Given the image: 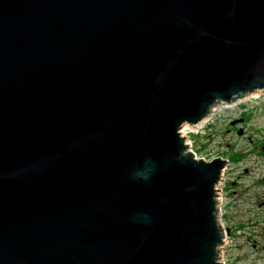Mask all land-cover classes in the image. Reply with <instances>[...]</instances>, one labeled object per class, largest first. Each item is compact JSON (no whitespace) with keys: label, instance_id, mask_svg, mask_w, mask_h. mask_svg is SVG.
Instances as JSON below:
<instances>
[{"label":"water","instance_id":"95a60500","mask_svg":"<svg viewBox=\"0 0 264 264\" xmlns=\"http://www.w3.org/2000/svg\"><path fill=\"white\" fill-rule=\"evenodd\" d=\"M264 88V0H0V264H223L182 128Z\"/></svg>","mask_w":264,"mask_h":264},{"label":"rangeland","instance_id":"374dc122","mask_svg":"<svg viewBox=\"0 0 264 264\" xmlns=\"http://www.w3.org/2000/svg\"><path fill=\"white\" fill-rule=\"evenodd\" d=\"M259 92L231 106H215L204 125L185 123L182 129L198 157L228 158L223 169L222 203L229 216L223 219L233 234L222 245L223 264H264V233L255 234L253 226L240 228L243 232L235 229L238 222L254 219L257 211L264 214V90ZM228 180L229 189L225 186ZM247 208L256 211L248 220ZM254 238L258 246L253 245Z\"/></svg>","mask_w":264,"mask_h":264},{"label":"flooded vegetation","instance_id":"af4514ba","mask_svg":"<svg viewBox=\"0 0 264 264\" xmlns=\"http://www.w3.org/2000/svg\"><path fill=\"white\" fill-rule=\"evenodd\" d=\"M225 174L226 173H224V171H223V174H222V179H221V181H220V183H219V199H220V206H221V212H222V214H221V221L223 222V226H224V228H225V237H224V243H223V246L225 245V243L228 241V237H229V235L230 234H233V232H232V228L230 227V226H227V224L225 223V221H224V219L225 218H228V216H229V213L227 212V210L226 211H224V209H223V203H222V201H223V198H222V190L224 189V187H223V185H222V183H223V180H224V178H225ZM230 182H231V180H228V181H226V183H225V186H227V189H229L230 188ZM221 185V186H220ZM246 211L249 213V215H248V217H247V220L249 219V218H251L255 213H256V211H251V209H249V208H247L246 209ZM252 213V214H251ZM224 218V219H223ZM262 222H264V214H261V216H260V211H257V214L256 215H254V219H250V220H248L247 221V223L246 222H238L237 224H236V226H235V229L237 228V229H240V228H242V227H248V226H253V228H251V229H253L254 230V232H255V234L256 233H258V231H260V233H264V225H260ZM260 226H259V225ZM248 228H250V227H248ZM241 230V232H243V229H240ZM250 232V231H249ZM264 237V236H263ZM253 245L254 246H258V241H257V239L256 238H254V241H253ZM262 248H264V244L262 245ZM222 250L224 251V247H222ZM224 264H225V262H224Z\"/></svg>","mask_w":264,"mask_h":264},{"label":"bare ground","instance_id":"6f19581e","mask_svg":"<svg viewBox=\"0 0 264 264\" xmlns=\"http://www.w3.org/2000/svg\"><path fill=\"white\" fill-rule=\"evenodd\" d=\"M264 90V88H259V89H257V90H255V91H252V92H250V93H248L247 95H245V96H243V97H241V98H238V99H243L244 97H246V99H247V96H249V95H251V96H258L259 94H260V92L259 91H263ZM257 92H259V93H257ZM238 99H236L235 101H233V102H231V103H219V104H217V105H215V106H231V105H233V103L235 104V103H237V100ZM215 106L212 108V111H213V109L215 108ZM215 110V109H214ZM212 111L209 113V115L212 113ZM209 115H207L206 117H204L202 120H200L198 123H196V124H194V125H192V126H197V127H199V126H201V125H204L206 122H207V120L209 119ZM211 118V117H210ZM185 126V125H184ZM183 129V128H182Z\"/></svg>","mask_w":264,"mask_h":264},{"label":"built area","instance_id":"2783aa9c","mask_svg":"<svg viewBox=\"0 0 264 264\" xmlns=\"http://www.w3.org/2000/svg\"><path fill=\"white\" fill-rule=\"evenodd\" d=\"M184 132V131H183Z\"/></svg>","mask_w":264,"mask_h":264}]
</instances>
